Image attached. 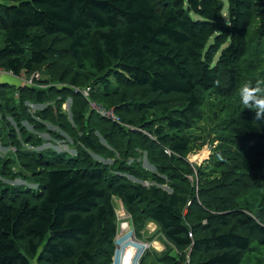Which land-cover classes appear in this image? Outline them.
Segmentation results:
<instances>
[{
	"label": "trees",
	"instance_id": "16d2710c",
	"mask_svg": "<svg viewBox=\"0 0 264 264\" xmlns=\"http://www.w3.org/2000/svg\"><path fill=\"white\" fill-rule=\"evenodd\" d=\"M261 20L264 0H0V71L17 78L46 65L47 72L44 79L38 71L39 86L0 83V106L15 100L28 113L26 103L46 105L33 113L42 125L60 124L80 145L72 157L17 150L41 177L35 190L4 186L0 178V264H112L114 196L131 215L136 234L153 223L166 249L183 256L179 264H264V121L254 119L255 109L241 104L236 89L241 78L236 64L254 51L252 31ZM73 71L68 82L73 86L80 85V73L96 78L95 90L103 93L95 99L106 107L103 95L117 93L119 105L112 108L120 124L86 117L89 107L80 95L50 85ZM62 90L81 102L73 119L80 132L62 120L53 100L47 103L51 94H69ZM133 90L139 92L132 109L141 115L139 124L126 119L135 114L127 109ZM170 96L186 103L177 117L163 121L173 133L142 145L156 153L149 158L157 173L124 162L113 173L94 159L91 154L110 158L94 132L103 128L107 143L108 137L143 135V109L154 110L158 98ZM211 100L221 104L215 128L230 148L210 159L207 171L199 170L207 180L195 188L187 177L198 174L186 159L193 139L187 130L192 115H199L198 122L202 112L207 114L205 103ZM9 132L0 128V137L9 140ZM21 140L35 146L24 132ZM214 168L228 173L229 195L223 184H211ZM127 175L154 184L144 187ZM164 175L178 185L168 184Z\"/></svg>",
	"mask_w": 264,
	"mask_h": 264
},
{
	"label": "rangeland",
	"instance_id": "374dc122",
	"mask_svg": "<svg viewBox=\"0 0 264 264\" xmlns=\"http://www.w3.org/2000/svg\"><path fill=\"white\" fill-rule=\"evenodd\" d=\"M225 3V0H222ZM226 9V5L224 7ZM226 12L224 11V15ZM255 33L253 45H254V51L251 52L248 58H246L243 62H241V65L239 63L236 64L237 71H238V78L241 76L239 81V86L237 84L236 89L237 93H239V89L243 84H251L255 85L257 80H264V20L257 21L254 25L252 35ZM4 46V32L0 31V48ZM63 56V62L66 63L69 61V58L62 52L60 54ZM242 69H240V67ZM46 65L41 66L36 72L33 74H36L38 76V80L42 79V76L39 72L43 75L44 79L47 75L46 72ZM8 73V72H7ZM5 72L0 71V83L7 82L10 85H15L16 83L18 85L22 86H29L25 84L22 81V78H24L26 81L29 80L31 76L28 75H21L19 78H16L12 76L11 74H7ZM75 72H72V76H69L62 82H57V84H50L51 86L58 85V87L61 88H67L68 87L73 91V94L80 95L85 101H86V107H89L86 110V117L90 114L89 118H94L95 120L99 117L109 120L106 117L102 116L100 113H98L95 109H91L90 106H98L102 107L106 110H113V105H119L118 99L119 96H117V93H111L110 95H103L107 99V106L99 103L96 99H100L101 93L103 91L98 92L97 88L95 90L97 80L95 77L86 74V73H80L77 77L76 82L80 85L73 86L70 85L68 82L73 77V74ZM32 74V75H33ZM38 80L31 84L30 86H39L36 83ZM238 82V81H237ZM24 84V85H23ZM42 87V86H41ZM70 91V90H69ZM71 92V91H70ZM61 94L69 93L68 91L62 90L60 92ZM132 96H130V99L128 103H132L127 109H130L135 114L133 116H128L126 114V119L131 123L139 124V119L141 117L140 114L136 111L132 110L134 108V104L140 102L139 100V92L133 90L131 92ZM15 98H17L15 96ZM50 100L47 102L53 100L51 105H53L56 109H59L62 115V120L66 121L70 120L71 123H73V127L80 132V129L75 127L73 119L75 115V111H77L80 107V100L77 98H73L72 94H64L61 96H55L54 94H51ZM58 98H61V102ZM96 98V99H95ZM73 99V100H72ZM100 101V100H99ZM157 107L154 110H149L148 108L143 109V118L146 119L144 124L142 125L144 128L145 133L143 135H120L114 138L108 137V143L104 139L105 130L103 128H100L101 134L98 132H94V136L97 137L99 142L105 146V148L108 149L110 154L107 155L105 158L104 156H97L91 154L94 159H97L106 165H108L113 173H116V169H118L122 162L128 167H134L139 168L141 170H145L148 173H157L155 170V166L150 163L149 156L156 157L155 152H151L148 150H145L142 148V145H146L149 143V139L152 141L157 140L160 141V139L164 138L166 133H173L172 131L168 132L166 130V126L164 124V120L167 117H177L179 115V112L183 110L186 106V103L184 99L180 96H170V97H160L157 100ZM18 103H15V100H11L10 102H7L4 106H0V128L10 130L9 132V140L4 139L3 137H0V172L2 174L1 182L4 186L7 187H15V186H24L27 188H30L32 190H35L37 187L38 182L40 181V170L39 168L33 169L30 168L27 164L26 160L20 159L19 155H17L19 149L22 150H32L36 152H53L56 154H64L68 157L75 156L77 153L78 148L80 147L79 143L74 140L72 137V134L62 127L60 124L59 126L48 123L46 126L42 125L41 120L39 117H36L35 114H33L36 110H41L43 106L46 105H35L31 102L26 103L28 108V113L24 111L23 108H17L16 105ZM74 104V107H73ZM105 104V103H104ZM50 105V104H49ZM51 107V106H50ZM122 111L126 112V107ZM221 107V104L216 100H211L209 102L205 103V109L206 113L202 112L200 115V121L197 122V118L199 115L194 114L193 116V122L192 127L187 130L188 133H191L193 135V139L191 140V149L187 153V161L188 164H192L198 171V174L196 172V175L194 174V178L187 176L189 185L191 187H197L200 184L203 185V183L206 182L207 178L203 177V175L199 172L204 170H208V161L214 158H217L221 151H225L226 149H229L230 146L226 145L221 138L219 137L220 134L217 132L215 125L218 123V119L216 117V113L218 112L219 108ZM18 112L21 114L19 115ZM31 115H30V114ZM85 114V113H84ZM95 114V115H93ZM137 115V116H136ZM98 116V117H97ZM88 118V119H89ZM83 120L85 121L86 118L84 117ZM84 121H81L82 123H85ZM111 121V120H109ZM53 124V125H52ZM85 125V124H84ZM57 126V127H56ZM87 126V125H85ZM125 126V128H128L130 125H124L122 124L121 127ZM124 128V127H123ZM137 130L140 131V129H137L135 127L132 128V131ZM154 131H157L158 134H155ZM23 132L26 133L27 137H29L31 140L33 139L35 146L32 147L29 144H25L22 142L21 139H23ZM16 135V136H15ZM80 135V133H79ZM15 136V137H14ZM17 138V139H16ZM21 141L20 146L16 144L17 140ZM18 142V141H17ZM12 145V146H11ZM14 145V146H13ZM136 146L138 148H136ZM18 148V149H17ZM133 153V156H131ZM11 156V159L8 161H5L4 158L6 156ZM158 157V156H157ZM229 166V165H228ZM214 172L216 174H223L225 176L224 179L219 180L216 177V174H214V179L212 180V185H218L223 184L225 189L228 191L229 195V175L226 173V170H219L217 168H214ZM219 175V176H220ZM128 176V175H127ZM167 179L168 184H175L178 185L177 179H172L171 182L170 179L164 175ZM128 179H130L134 183L142 184L144 187H149L151 184H154L150 180H146L143 182H140L136 178H132L128 176ZM162 189L166 191H170V187L168 185H161ZM220 201L224 199V196L221 194H218ZM113 205L115 207V213L116 211L121 210L122 203L117 197H113ZM196 216V215H195ZM116 220H117V214H116ZM132 224L133 219L131 217ZM150 222H147L144 229L140 231L139 235L135 234V238L138 240L141 238L140 241L146 242L149 244V250L147 252L143 253L139 264H142V258L146 254L144 263L143 264H179L176 262L178 259L179 261L183 258V256L177 255V252L173 249L171 252H169L166 249L165 241L160 237H158V231L156 226L154 225V229H146L147 225ZM119 222L117 220V237L113 239V247L115 252V247H118V241L119 244L123 246L125 250V242L129 237H131L130 231H127V229L121 230V228H118ZM134 228V227H133ZM153 229V230H152ZM119 237V240H118ZM139 237V238H138ZM159 238L158 242L162 243L164 246V249L162 252H157L155 248H152L153 240ZM137 243V242H136ZM170 257V262L164 258L165 256ZM162 261H159L158 257H161ZM176 262V263H175Z\"/></svg>",
	"mask_w": 264,
	"mask_h": 264
},
{
	"label": "built area",
	"instance_id": "2783aa9c",
	"mask_svg": "<svg viewBox=\"0 0 264 264\" xmlns=\"http://www.w3.org/2000/svg\"><path fill=\"white\" fill-rule=\"evenodd\" d=\"M7 74H11V73L8 72ZM20 76H17V78H19ZM37 80H38V76L36 74L31 75L28 81L22 78V81L29 86L35 83ZM15 96L17 97V94H15ZM90 108L95 109L98 113H100L102 116L106 117L107 119L111 120L112 122L120 124L119 119H117L113 110H106L96 105L90 106ZM128 128L132 130V128L130 127ZM164 153L168 156L171 155V152L168 149H165ZM116 214H117V220L119 222L118 228L119 229L121 228V230L127 229V231H130L131 237H129L125 242V250L123 246L119 244L118 241V247L117 246L115 247L116 250L112 258V264H139V260L142 254L147 252V250H149V244L135 238L131 215L127 213L124 206H122L121 210L116 211ZM117 236L118 235H116V237ZM186 263H188V261Z\"/></svg>",
	"mask_w": 264,
	"mask_h": 264
},
{
	"label": "clouds",
	"instance_id": "9594fccd",
	"mask_svg": "<svg viewBox=\"0 0 264 264\" xmlns=\"http://www.w3.org/2000/svg\"><path fill=\"white\" fill-rule=\"evenodd\" d=\"M239 97L245 108L255 109L256 121H264V80H257L254 86L243 84L239 89Z\"/></svg>",
	"mask_w": 264,
	"mask_h": 264
},
{
	"label": "crops",
	"instance_id": "0c3cea01",
	"mask_svg": "<svg viewBox=\"0 0 264 264\" xmlns=\"http://www.w3.org/2000/svg\"><path fill=\"white\" fill-rule=\"evenodd\" d=\"M150 228H153V229H154V225H153V223H149V224L147 225V227H146L147 230L150 229ZM153 229H152V230H153ZM158 237L160 238L161 235L158 234ZM159 238L154 239V240H153V243L151 242V244H152V248L154 247L155 250H156L157 252H162L163 249H164V246L162 245V243L158 242ZM161 238H162V237H161Z\"/></svg>",
	"mask_w": 264,
	"mask_h": 264
},
{
	"label": "bare ground",
	"instance_id": "6f19581e",
	"mask_svg": "<svg viewBox=\"0 0 264 264\" xmlns=\"http://www.w3.org/2000/svg\"><path fill=\"white\" fill-rule=\"evenodd\" d=\"M47 93V92H46ZM47 95V94H46Z\"/></svg>",
	"mask_w": 264,
	"mask_h": 264
}]
</instances>
